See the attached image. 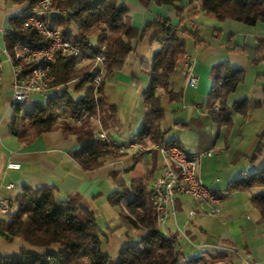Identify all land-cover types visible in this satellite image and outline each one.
Instances as JSON below:
<instances>
[{
  "label": "crops",
  "instance_id": "crops-1",
  "mask_svg": "<svg viewBox=\"0 0 264 264\" xmlns=\"http://www.w3.org/2000/svg\"><path fill=\"white\" fill-rule=\"evenodd\" d=\"M188 1L182 0L179 6ZM191 1L196 5L197 0ZM117 3L126 7L131 26L138 31L158 15L178 23V5L156 6L151 3L143 7L138 0H117ZM14 9V14L18 15L22 7L15 6ZM2 16L0 46L6 56L2 35L9 26L11 15ZM195 21L200 25L198 31L203 45L195 46L190 38H186L185 61L190 63V73L196 77V83L187 85V73L183 70L185 61L179 60L169 76L168 89L173 94H180V99L170 101L165 93L161 96L163 119L160 132L162 144L178 145L197 159L199 177L220 198L219 212L215 215L207 213L209 206L205 204L196 214L187 217L192 202L183 196L176 201L173 213L158 230L175 238L179 264H190V261H197V264H264V220L251 204V198L264 193V188L227 190L230 182L264 166V139L260 142L259 152H255L259 136L264 132V79L260 78L264 75V63L253 65L246 54L229 51L228 35L234 45L253 48L257 40L264 39V22L252 26L232 20L218 22L203 13ZM215 31L220 35L216 36ZM150 33L149 30L144 37L137 36L132 40V52L125 65L104 80L103 99L107 106L115 109V117L108 129H103L98 118H94V139L98 131H102L108 142L115 146L135 139L147 110L142 94L149 76L143 63L149 62L158 49V45L152 43ZM89 42L96 45L95 35L89 38ZM220 62L244 71L243 81L229 94L226 106L230 108L243 99L248 102L246 112H232L227 125H218L207 112L210 68ZM11 75L10 62L7 66L0 61V202L10 206L23 188L48 187L56 200L70 198L77 207L95 213L96 227L104 234L103 250L116 259L121 249L145 237L146 231L133 227L125 219L120 206L110 205L108 197L119 191L121 184L129 186L137 179L143 181L149 192L155 179L161 175V156L157 152L127 150L120 155L112 152L100 159L98 168L88 170L73 158L79 148L73 135L55 130L41 133L29 142H21L9 128L15 116L9 108ZM44 100L41 96H32L24 109ZM257 103L260 106H256ZM60 114L69 113L61 110ZM209 150L213 151L209 156L201 155ZM9 163L17 164L18 168H8ZM7 221V214L0 211V225ZM22 247L46 253L56 251L58 246L34 248L21 237L8 242L0 236V257L15 255Z\"/></svg>",
  "mask_w": 264,
  "mask_h": 264
},
{
  "label": "trees",
  "instance_id": "trees-1",
  "mask_svg": "<svg viewBox=\"0 0 264 264\" xmlns=\"http://www.w3.org/2000/svg\"><path fill=\"white\" fill-rule=\"evenodd\" d=\"M7 1L22 7V14L38 0ZM138 1L143 7L151 3L156 6L178 5V23L174 24L168 17L158 15L138 31L131 26L126 7L118 4L117 0H52V8L57 12L41 20L46 26L58 29L63 39L77 48L86 59L99 54L103 45L104 78L95 84L97 71L93 63L76 70V58L55 54L52 87L61 86V93H53L43 102H35L27 109H24L26 103L16 108L9 128L17 139L25 143L41 133L61 130L64 134L73 135L79 145L73 155L75 162L84 169L98 168L101 165L100 159L112 154V150L104 148L103 144L94 139L90 118L97 117L103 129H108L115 117V109L107 106L103 99L104 80L125 65L132 52V40L137 36L144 37L150 30L151 41L158 45V49L149 62L143 63L149 76L142 94L147 110L135 140L142 145L162 144L161 96L165 93L169 95L170 101L180 99V94H173L168 89L169 76L175 71L178 61L186 56V38H190L195 46L203 45L198 31L200 25L195 21L197 16L203 13L218 22L232 20L249 26L264 22V0H197L196 5L189 0L184 6H179L182 0ZM20 14L8 19L9 26L2 35L5 50L10 52L18 44L32 48L46 47L47 42L32 28H24ZM70 25L76 28L73 35L67 31ZM214 33L220 35L219 31ZM94 35L95 46L89 42V38ZM227 45L229 51L246 54L253 65L264 63V39L257 40L255 47L249 48L234 45L232 37L228 35ZM243 78L244 71L227 62L211 66L207 112L218 125H227L232 112H246V99L233 103L230 108L226 106L227 97ZM260 78L264 79V75H260ZM74 80L78 82L74 86V93L69 94L67 86ZM94 88L98 90L97 96ZM73 94L81 95L74 97ZM215 102H218L217 110L213 107ZM61 110L79 118L80 123L74 125L68 121L58 122ZM262 139L264 132L259 136L256 153L260 150ZM256 187L264 188V166L230 182L227 190L246 191ZM108 202L112 206H120L125 219L133 227L146 231L145 237L121 249L116 259L103 250L104 234L96 227L94 212L77 207L70 198L56 200L48 187L35 190L23 188L7 208L8 221L0 225V236L8 242L21 237L34 248H45L52 244L58 247L56 251L46 253H36L22 247L15 255L0 257V264H179L176 240L158 230L155 212L148 201V192L142 180H132L129 186L121 184L120 190L108 197ZM251 204L260 212L261 220H264V193L253 196ZM189 263L197 264V261Z\"/></svg>",
  "mask_w": 264,
  "mask_h": 264
},
{
  "label": "built area",
  "instance_id": "built-area-1",
  "mask_svg": "<svg viewBox=\"0 0 264 264\" xmlns=\"http://www.w3.org/2000/svg\"><path fill=\"white\" fill-rule=\"evenodd\" d=\"M57 10L52 9V0H38L31 4L25 12L20 14L24 28H32L40 37L47 42L44 48H32L28 45L18 44L10 52L5 50L6 56L11 64L12 75L10 79L11 100L9 108L15 111L20 105L27 103L32 96H41L47 98L55 93L59 95L62 87H52L54 76L52 74V65L54 64L55 54L63 57H74L76 64L80 62L93 63L97 74L94 83L99 84L103 80L104 73V46L100 47V52L92 59H86L81 52L73 47L68 41L64 40L61 32L49 26H46L41 18L54 14ZM70 35L75 34V30L68 28ZM183 70L187 73V85L193 86L196 83V77L190 73V63L185 61ZM95 96L98 95L97 88H94ZM214 108L217 110L218 106ZM96 117H91L90 120ZM58 121H68L74 125L80 123V119L69 114L58 115ZM97 139L103 146L119 150H132L141 145L135 141H128L121 146L110 144L106 135L102 131L95 133ZM140 145V146H139ZM148 150L156 151L161 156V175L153 182L148 192V201L152 205L157 227H159L170 214L173 213L176 201L180 197H188L195 208L189 210L187 217L196 214L203 205H208L207 213L215 215L219 212L218 204L220 198L216 196L202 182L197 173L198 161L195 157L189 155L184 149L175 144H153ZM212 150L202 153V156H209ZM8 168L16 169L17 164L9 163ZM10 188V186H8ZM7 204L0 202V211L6 213Z\"/></svg>",
  "mask_w": 264,
  "mask_h": 264
},
{
  "label": "rangeland",
  "instance_id": "rangeland-1",
  "mask_svg": "<svg viewBox=\"0 0 264 264\" xmlns=\"http://www.w3.org/2000/svg\"><path fill=\"white\" fill-rule=\"evenodd\" d=\"M15 6H13V5H11V4H9L8 3V1L7 0H0V32H1V25H2V18H3V16L2 15H5V14H7V15H11V16H14V15H17V14H14L15 13ZM53 9V8H52ZM22 11V10H21ZM20 11V12H21ZM19 12V13H20ZM70 27H72L74 30H75V33H76V28L74 27V26H69V28ZM5 29H6V27H5ZM1 45V44H0ZM103 46V45H102ZM183 60L185 61V57L183 58ZM0 61L1 62H3V64L4 63H6V65L8 66V64H9V62L7 63V61H8V59L6 58V56L1 52V46H0ZM183 61V62H184ZM89 63H91V62H89ZM185 63V62H184ZM88 63H86V62H78L76 65H75V69L77 70V69H80V68H83L84 66H86ZM93 67L94 68H96L95 66H94V64H93ZM104 74H105V67H104V73H103V78H104ZM77 80H74L73 82H71L70 84H68V86H67V90H68V92H69V94H72V93H74L73 92V89H74V86L77 84ZM73 85V86H72ZM72 86V87H71ZM74 95V94H73ZM74 96H77V94H75ZM79 96V95H78ZM215 105H217L218 106V102H215L214 103V105H213V107L215 106ZM60 115V114H59ZM58 118V117H57ZM57 121H58V119H57ZM91 121V123H92V125H93V122H94V119H92V120H90ZM59 122V121H58ZM135 140V139H134ZM136 141V140H135ZM153 144H155V143H147L146 145H142V144H140L139 146L140 147H136V148H134V149H132V150H130V151H136V152H138V153H152V152H156V151H152V150H148V148L150 147V146H152ZM104 148H106V149H109V150H112V152H115L117 155H120V154H123V153H125L127 150H125V151H122V152H120L119 150H115V149H113V148H108V146H103ZM195 206L196 205H194V203H192V205H190L189 207H188V209L189 208H191V209H194L195 208ZM121 208V207H120ZM122 209V208H121ZM190 209V210H191ZM189 212V211H188ZM187 212V213H188Z\"/></svg>",
  "mask_w": 264,
  "mask_h": 264
}]
</instances>
